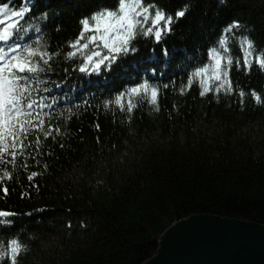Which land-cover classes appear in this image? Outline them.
I'll return each mask as SVG.
<instances>
[{"label":"trees","instance_id":"16d2710c","mask_svg":"<svg viewBox=\"0 0 264 264\" xmlns=\"http://www.w3.org/2000/svg\"><path fill=\"white\" fill-rule=\"evenodd\" d=\"M0 3L25 10L17 19L30 31L28 43L63 54L80 31L81 17L114 7L117 0ZM145 3L160 5L169 14L186 4L189 11L160 45L139 37L136 54L122 57L111 72L81 74L76 70L79 58L61 57L50 74V91L42 95L54 104L63 101L51 113V123L61 133L53 132L55 140L41 137L37 160L17 158L14 178L5 181L10 194L0 195V209L18 214L13 228L0 229V242L19 236L28 249L21 264H143L157 254L175 222L193 215L264 225V104L248 95L243 104L236 95L201 98L195 85L178 94L189 65L204 60L210 45L218 46L220 30L232 20L246 26L238 34L250 35L257 49L264 50V0ZM44 11L47 19L41 18ZM229 45L237 55L235 41L230 39ZM165 46L167 58L161 53ZM232 76L246 92L264 93L259 70L250 75L234 71ZM141 78L161 85L175 80V87L161 86L159 111L140 101L130 119L114 106L103 109L104 100ZM34 136L29 137L33 143ZM28 151L37 156L34 149ZM24 162L27 172L39 173L32 182L26 179Z\"/></svg>","mask_w":264,"mask_h":264},{"label":"snow or ice","instance_id":"6c2138e0","mask_svg":"<svg viewBox=\"0 0 264 264\" xmlns=\"http://www.w3.org/2000/svg\"><path fill=\"white\" fill-rule=\"evenodd\" d=\"M225 2L219 0L220 4ZM188 11L187 4L169 14L162 6L146 4L145 0H117L114 7L98 9L81 17L78 21L79 33L67 43L69 50L62 54L49 51L47 46L41 47L38 42L35 47L28 43L29 38L20 35L25 28L17 19L25 16V10L17 11L11 9L8 3H0V26L7 23V27H0V44L5 45L0 47V195L7 198L10 194L5 181L14 178L17 158L28 155L32 160H37L41 154V137L45 141L50 137L55 140L53 132L57 135L61 133V129L51 123L52 115L47 111L52 104L47 103L42 95V92L50 91L47 87L49 77L61 57L64 61L73 62L79 58L76 70L81 74L91 76L100 75L102 71L111 72L122 57L136 54L139 49L134 42L139 37H151L160 45L164 36L174 31V23L186 17ZM48 16V11L41 13L43 19ZM239 30L246 31V26L236 19L220 30L218 46L210 45L205 49L204 60L189 65L191 71L185 73L186 79L178 89L179 95L190 92L195 85L201 98H218L221 94L236 95L239 97L238 102L243 104L248 95L257 104H264V93L254 89L246 92L234 83V71H242L245 75H250L254 70L264 73V50L257 49L250 35L238 34ZM230 39L235 41L238 48L235 56L229 45ZM101 46L104 52L99 50ZM151 51L154 53L155 49ZM161 53L167 58L168 48L162 47ZM64 71L67 72L68 68ZM152 71L155 74V70ZM170 85L175 87L174 79L161 85L141 78L136 83L126 85L111 100H104L103 109L111 110L114 106L119 112L128 113L130 119L131 114L140 106L136 101H140L159 111L161 86L167 90ZM83 103L87 106L89 102L85 100ZM71 118L69 116L67 119ZM95 128L98 132L101 130L98 122ZM33 133L34 143L33 139H29ZM96 140L99 143L100 137L97 136ZM58 146L61 149L65 147L63 143ZM29 149H34L37 156H32ZM22 167L29 182L39 175L36 171L27 172V162ZM21 195L23 198L24 194ZM17 215L14 211L0 209V229L13 228ZM27 251V246L19 236H12L6 243L0 242V264H21Z\"/></svg>","mask_w":264,"mask_h":264},{"label":"water","instance_id":"95a60500","mask_svg":"<svg viewBox=\"0 0 264 264\" xmlns=\"http://www.w3.org/2000/svg\"><path fill=\"white\" fill-rule=\"evenodd\" d=\"M143 264H264V225L193 215L175 222Z\"/></svg>","mask_w":264,"mask_h":264},{"label":"rangeland","instance_id":"374dc122","mask_svg":"<svg viewBox=\"0 0 264 264\" xmlns=\"http://www.w3.org/2000/svg\"><path fill=\"white\" fill-rule=\"evenodd\" d=\"M101 52H104L105 50L102 48V46L99 49Z\"/></svg>","mask_w":264,"mask_h":264},{"label":"bare ground","instance_id":"6f19581e","mask_svg":"<svg viewBox=\"0 0 264 264\" xmlns=\"http://www.w3.org/2000/svg\"><path fill=\"white\" fill-rule=\"evenodd\" d=\"M155 256V255H154Z\"/></svg>","mask_w":264,"mask_h":264}]
</instances>
